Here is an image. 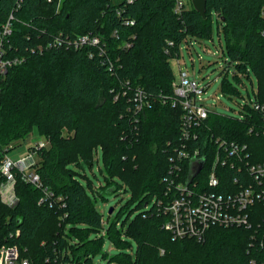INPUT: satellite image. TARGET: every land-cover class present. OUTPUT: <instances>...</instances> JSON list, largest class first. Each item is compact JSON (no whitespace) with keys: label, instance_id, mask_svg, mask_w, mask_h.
I'll return each mask as SVG.
<instances>
[{"label":"trees","instance_id":"16d2710c","mask_svg":"<svg viewBox=\"0 0 264 264\" xmlns=\"http://www.w3.org/2000/svg\"><path fill=\"white\" fill-rule=\"evenodd\" d=\"M176 2L63 0L58 5L57 0H0V32L9 13L15 16L6 43L8 55L26 58L0 78V162L36 128L51 142L40 151L38 171L65 202L39 204L42 192L18 177L20 203L15 208L0 203V235H7L3 241L18 244L31 264H95L96 254L108 256L102 251L105 237L121 247L109 257L112 264H264L260 201L249 209L251 226L215 225L201 240L174 239L163 226L166 216L158 203L167 187L164 178L172 175L171 157L177 156L175 150L182 143L184 109L173 105L171 59L180 58L184 42L189 48L211 36L216 20L230 62L237 63L233 76L244 71L250 77L251 65L260 79L255 97L264 102V0H207L206 16L192 3L176 12ZM60 32L66 43L83 33L96 34L102 42L31 51ZM100 45L105 52H100ZM222 87L236 92L226 77ZM139 90L145 100L140 109ZM244 108V118L211 110L196 129L198 137L189 142L190 149L197 147L206 156L194 178L201 189L209 188L207 172L216 146L212 134L241 139L248 144L252 162L264 159V133H247L249 117L260 121L259 112ZM99 148L106 183L96 188L88 180L92 196L73 164H94ZM179 164L176 173L185 179L190 160ZM221 170L229 177L228 168ZM229 180L223 178L218 188L228 189ZM122 187L130 192L131 201L145 206L144 211L130 221L121 220L129 201L108 223L105 236L91 237L102 227L97 201ZM124 236L136 240L135 253L125 250L133 241Z\"/></svg>","mask_w":264,"mask_h":264},{"label":"built area","instance_id":"2783aa9c","mask_svg":"<svg viewBox=\"0 0 264 264\" xmlns=\"http://www.w3.org/2000/svg\"><path fill=\"white\" fill-rule=\"evenodd\" d=\"M57 1L59 5L63 0ZM185 4L184 0H177L176 12H180ZM14 17L13 11H11L9 18L2 24L0 32V78L7 74L11 65L21 64L26 59L25 56L8 55L6 43L13 31L11 24ZM130 23L132 24L133 21ZM261 34L264 35V30L261 31ZM101 42L98 35L83 33L66 43L63 34L60 32L52 36L45 46L40 43L37 48L34 47L31 51L33 53L43 52L45 48L61 47L65 43L67 45L72 43L75 47H81L83 45L95 46ZM125 44L130 45L128 42ZM99 50L105 52V47L100 45ZM173 89L174 94H176L173 105L179 103L184 109L181 131L182 143L175 150L177 156L171 157L173 163L170 172L172 175L164 178L167 181V187L163 193L164 198L159 197L158 199L160 208L166 216L163 226L171 232L174 239L189 236L200 240L204 237L205 232L215 225L225 227L233 225L251 226L249 209L257 201L264 204V159L252 162L248 144L241 139L212 134L211 141L214 140L216 146L212 165L207 172L209 188L201 189L199 183L194 182V178L204 168L206 156L197 147L190 149L189 142L198 137L196 129L204 123L212 109L207 107L201 98V92L205 90V87H200L197 80L190 79L189 72L183 70L182 67H180L179 80L174 79L173 81ZM137 96H139L137 105L140 109L145 103L142 90L137 92ZM245 105L258 111L260 120L257 121L253 117H249L251 122L247 133H264V102H259L255 97L253 101L247 102ZM244 117L243 113L239 118ZM50 143L46 137L36 138L30 140L24 151L17 156L9 155L12 149L4 154L0 162V203H4L10 208H15L20 203L15 186L16 179L20 177L25 183L34 185L42 192L39 204L45 202L52 206L55 202L62 201V204L65 205L62 195H56L52 188L44 183L38 171L42 159L40 151L42 148L50 146ZM184 159L190 160L191 169L185 179H180L178 178L179 173L176 171L181 170L179 162L184 161ZM202 159H204L203 167L197 172ZM221 167L230 170L229 177H227L228 172L222 171ZM223 178L226 179V182L230 179L228 184L230 186L228 189L220 190L218 187ZM19 232L17 230L16 233ZM10 234L13 237L14 233L11 232ZM4 236L7 237L5 234ZM4 236L0 235V264H31L28 257L21 255L19 245L3 241Z\"/></svg>","mask_w":264,"mask_h":264},{"label":"rangeland","instance_id":"374dc122","mask_svg":"<svg viewBox=\"0 0 264 264\" xmlns=\"http://www.w3.org/2000/svg\"><path fill=\"white\" fill-rule=\"evenodd\" d=\"M187 6L192 3V0H184ZM213 29L211 36L207 38L194 41V45L189 48L184 42L181 46L182 55L179 59H171V66H173L175 79L179 80L180 67L189 72V78L197 80L200 87H205L201 93L202 101L207 107L215 110L220 114H227L235 117H240L245 112V104L255 99V91H258L260 79L257 77L255 71L250 67V77L247 72L238 71V78L233 76L236 62H230V57L226 52V38L219 34V27L216 20H213ZM228 78L233 84L235 91L223 89L222 83L224 78ZM45 138L41 136L37 129L28 136V138L20 139L16 142L14 149L9 152L12 157L17 156L24 151L28 142L36 138ZM73 169L77 171L78 179L87 187L89 194L93 196V191L89 186L90 180L93 186L100 188L105 184L104 174L107 172L105 168L102 149L95 153V162L92 165L81 161L80 164H73ZM129 206L125 212L120 215V219L134 218L138 213L144 211L145 206H138V201H131L130 192H125L124 187L115 192H105L103 196L97 201V208L102 212V227L97 231H93L91 237H102L107 234L108 223L115 219L120 209L128 202ZM113 207L114 212L109 213V208ZM126 230V228H125ZM128 240L133 241L131 247L126 248L128 252L135 253L137 242L134 238L124 236ZM121 250L119 245H116L113 240L105 237V243L102 251H106L107 257L102 253L94 256V262L110 263L109 257L117 255Z\"/></svg>","mask_w":264,"mask_h":264},{"label":"water","instance_id":"95a60500","mask_svg":"<svg viewBox=\"0 0 264 264\" xmlns=\"http://www.w3.org/2000/svg\"><path fill=\"white\" fill-rule=\"evenodd\" d=\"M206 2L207 0H192V4L193 6L203 15V16H206V11H207V8H206ZM203 162H204V159H202L201 161V165L199 166V169L197 170V172L203 167ZM89 163H92V161H89ZM113 207H110L109 208V213H113Z\"/></svg>","mask_w":264,"mask_h":264}]
</instances>
